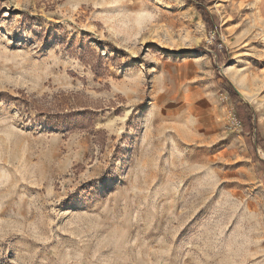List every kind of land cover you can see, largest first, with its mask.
<instances>
[{"label": "rangeland", "instance_id": "1", "mask_svg": "<svg viewBox=\"0 0 264 264\" xmlns=\"http://www.w3.org/2000/svg\"><path fill=\"white\" fill-rule=\"evenodd\" d=\"M0 264H264V0H0Z\"/></svg>", "mask_w": 264, "mask_h": 264}, {"label": "trees", "instance_id": "2", "mask_svg": "<svg viewBox=\"0 0 264 264\" xmlns=\"http://www.w3.org/2000/svg\"><path fill=\"white\" fill-rule=\"evenodd\" d=\"M232 93H233V95L236 96L237 98L242 99L241 96L239 95V93H238L235 89H233V88H232Z\"/></svg>", "mask_w": 264, "mask_h": 264}, {"label": "bare ground", "instance_id": "3", "mask_svg": "<svg viewBox=\"0 0 264 264\" xmlns=\"http://www.w3.org/2000/svg\"><path fill=\"white\" fill-rule=\"evenodd\" d=\"M194 53H192V55H193ZM240 83H242V82H240Z\"/></svg>", "mask_w": 264, "mask_h": 264}]
</instances>
